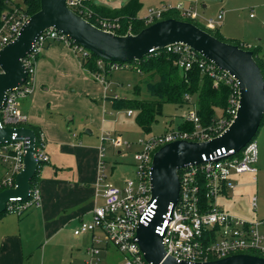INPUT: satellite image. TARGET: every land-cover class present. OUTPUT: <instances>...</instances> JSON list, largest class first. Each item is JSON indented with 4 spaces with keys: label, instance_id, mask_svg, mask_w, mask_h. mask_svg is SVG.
Wrapping results in <instances>:
<instances>
[{
    "label": "built area",
    "instance_id": "obj_1",
    "mask_svg": "<svg viewBox=\"0 0 264 264\" xmlns=\"http://www.w3.org/2000/svg\"><path fill=\"white\" fill-rule=\"evenodd\" d=\"M88 2L89 0H66V6L96 28L116 34L115 30L119 29L117 22L97 20V26L90 22L89 19L93 13L87 7ZM169 9H176L183 18L192 21L196 19L191 8L182 10L180 7L173 8L168 5L158 10H148L147 15L143 18L145 24L151 25L154 20H160L162 13ZM28 19V16L16 9L1 16L0 51L17 38ZM221 19L222 13L217 16L216 20L208 21V24L212 22L214 25L212 31L220 26ZM51 43L70 48L82 58L89 56L87 50L53 28L40 33L32 43L30 52L21 60L27 74L26 79L20 86L5 92L0 108V129H30L26 125L27 117L22 115L19 110L18 102L31 95L37 58L45 46ZM159 50L176 55V65L180 69L187 71L197 67L203 74H207L213 79L215 86L219 83L228 85L232 90L228 100L230 107L228 114L231 118L229 120L219 119L211 127L203 128L196 114V108L192 106L193 109H188L183 121L193 126L190 131L170 129L160 136H150L134 143L124 141L120 136L113 137L109 133L106 134L102 141H109L113 147H136L132 154L136 180H125L122 187L109 183L103 160L104 149L101 148L98 184L103 187L104 202L101 207L93 210L90 221L81 222L73 232L75 236H79L100 230L104 235L103 238L93 235L94 246L88 251L85 264H100V246H112L122 254L123 260L119 264H151L145 261L144 255L139 249L136 234L138 227L140 225L147 226L155 215L156 200L150 203V180L154 154L161 147L173 142L203 143L217 138L230 127L236 117L239 107V83L233 76L219 69L186 45L173 44L164 49H152L149 55L156 54ZM97 66L101 73L94 77L100 82H104L105 74L114 71L133 69L136 73L141 74L132 62L112 63L99 59ZM186 99L189 100V97ZM127 116H132V112L128 111ZM30 130L34 134L33 157L38 162V170L41 165L49 162V156L44 149L43 134ZM29 148L30 137H17L16 133L12 134L11 142L0 144V166L6 169V175L0 184L2 190L16 187L15 178L23 170L24 156ZM201 160L202 163L188 164L178 171V200L175 206L171 203L168 205L166 213L161 216V221L155 227V233L162 237L166 256L178 264L182 262L188 264L210 262L249 252H256L264 258V220L246 221L215 206L216 199L225 189H234V185L229 179L231 175L256 173L254 166L257 161L256 143L251 141L238 152L233 149H217L207 156L202 155ZM29 184L28 198L25 200L21 197L10 198L6 203L5 213L21 217L27 211L41 206L38 185H32L31 181ZM252 202L255 206V198L252 199Z\"/></svg>",
    "mask_w": 264,
    "mask_h": 264
},
{
    "label": "water",
    "instance_id": "obj_2",
    "mask_svg": "<svg viewBox=\"0 0 264 264\" xmlns=\"http://www.w3.org/2000/svg\"><path fill=\"white\" fill-rule=\"evenodd\" d=\"M39 10L29 17L17 38L0 51V108L5 92L20 86L26 79L21 60L30 52L36 37L53 28L73 43L100 60L112 63H130L149 55L152 49H164L183 44L228 72L239 83V107L230 127L219 137L203 143L177 141L161 147L153 156L151 170V199L155 202V215L147 226L140 225L137 239L147 263L178 264L167 257L162 237L155 227L171 203L175 206L179 196L178 171L188 164L202 163L201 156L225 148L240 151L255 138L264 119V78L254 60L253 53L237 45L222 42L192 23L166 19L155 22L138 34L123 36L104 32L66 6V0H39ZM17 137H30V148L23 160V170L15 178V188L0 191V215L5 213L10 198L27 199L30 181L37 172L38 162L33 157L34 134L30 129H0V144ZM179 264H188L185 262ZM194 264H264V258L249 254L231 255L220 260Z\"/></svg>",
    "mask_w": 264,
    "mask_h": 264
},
{
    "label": "crops",
    "instance_id": "obj_3",
    "mask_svg": "<svg viewBox=\"0 0 264 264\" xmlns=\"http://www.w3.org/2000/svg\"><path fill=\"white\" fill-rule=\"evenodd\" d=\"M183 1L185 2H177L176 7L182 10L191 8L197 18V12L194 11L192 4L196 5L200 0ZM230 1L232 0L220 1L217 5V16L222 13V19L215 32L225 41L239 38L232 34V30L238 26L236 14L241 9H236ZM138 2L142 10L143 2L141 0ZM91 3L96 7L109 9L103 0H91ZM205 3L203 9L210 7L208 2ZM145 4L146 12L140 14V10L138 13L141 19L150 9L171 6L169 0H147ZM111 8L118 10L116 7ZM251 15L253 14H250V18H255ZM263 23L264 21H262L264 27ZM247 37L249 38V36L242 38ZM79 58L70 48L59 44H47L37 58L33 91L19 102L21 114L27 117V127L43 134L44 149L49 156V162L42 165L38 177L41 206L27 211L21 217L8 214L0 216V264H85L88 251L94 246L93 235L100 238L104 236L100 230L79 236H75L73 232L81 222L90 221L93 210L101 207L104 202L103 187L98 184V170L101 148L104 146L101 138L105 134L95 137L96 139L90 130H87L85 135L76 134L70 124L73 119L72 116L69 117L71 113L67 116L68 122L63 121L61 114L60 118L56 114V106L51 107L47 95L48 82L54 76L62 77L57 89L72 87L71 92L76 90L77 99L87 98L94 101L102 98L103 90L109 91L110 81H107V77L111 76V73L105 74L104 82H100L83 68ZM113 100L110 101L112 108ZM117 154L121 152L118 151ZM108 169L106 172L109 181L115 169L113 166ZM5 175V167L0 166V184ZM117 187H122V184ZM222 194V197H226L227 189ZM100 249L99 258L102 264L110 246H100ZM122 260L123 255L115 264Z\"/></svg>",
    "mask_w": 264,
    "mask_h": 264
},
{
    "label": "rangeland",
    "instance_id": "obj_4",
    "mask_svg": "<svg viewBox=\"0 0 264 264\" xmlns=\"http://www.w3.org/2000/svg\"><path fill=\"white\" fill-rule=\"evenodd\" d=\"M10 1L11 8L16 9L17 7H22V0ZM103 1L109 6V10H113L114 8L111 7L119 9L122 5L125 6L130 0ZM141 1L144 6L140 14H143L147 9L145 4L147 0ZM169 1L171 6L173 5L172 7H176L177 5L175 4L177 2H185L183 0ZM220 1L225 2V0H200L196 5L192 4L194 5V11L196 10L198 15L193 22L201 30L211 35L216 34L215 31H212L214 25L212 22L208 24V20L206 22L204 19H216L218 12L217 5L220 4ZM205 2H208L207 4L210 7L203 9L202 6L206 5ZM230 2L236 9H241L236 14L238 26L232 30V34L239 38L226 42L229 44L238 43L249 51L259 47L260 53H258V56L264 62V27L262 25V21H264V0H232ZM261 13L263 14L262 16L259 15ZM250 14H253L255 18H250ZM184 20L189 19L184 18ZM244 36H249V38H242ZM142 79L143 77L133 71V69L114 71L111 73V76L107 77V81H110L108 84L109 91L105 92L103 90L102 98L99 97L91 101L87 98L77 99L76 90L75 92H71L72 87L67 86L64 90H58L57 86L61 82L62 77L54 76L48 82L47 95L49 97V103L52 105L51 107L56 106V114L59 118L61 114L63 121L68 122L66 119L68 114L71 113L69 117L72 116L73 119L70 124H72V130L76 134L85 135L87 130H90L95 138L101 137V134L106 135L109 132L113 137L120 136L122 140L134 143L138 140H145L150 136H160L169 129H176L178 124L184 121L188 109H193L190 105L178 107L172 104H165L162 108V113L156 117V122L152 125L150 132H143L135 121L136 114L134 112L132 117H127L126 109L115 110L112 108L110 102L115 97H137L144 101L154 100L149 94L146 84L142 82ZM136 91L138 95H136ZM194 101L195 97L190 100L191 103H194ZM67 107L70 109H67ZM253 141L257 145V161L254 165L256 173L231 175L229 179L234 185V190H227L226 197H222L223 194H220L215 201V206L222 211H226L238 218L251 222L264 220V119ZM103 144V160L105 161L106 171L108 172L110 166H113L115 169L112 178H109V181H107L115 186H120L121 184L123 185L125 180H136V169L132 160V154L136 147L126 148L120 146L116 148L107 140ZM118 151L121 154H117ZM253 198H255V206H253ZM8 215L18 217L15 214L8 213ZM108 251L103 258L102 264H115L122 259V255L114 247L110 246Z\"/></svg>",
    "mask_w": 264,
    "mask_h": 264
},
{
    "label": "trees",
    "instance_id": "obj_5",
    "mask_svg": "<svg viewBox=\"0 0 264 264\" xmlns=\"http://www.w3.org/2000/svg\"><path fill=\"white\" fill-rule=\"evenodd\" d=\"M22 2V7H17L16 10L24 13L28 17L39 10V0H22ZM10 4V0H0V25L1 16L14 9L11 8ZM87 7L93 13L92 17L89 19L92 24L97 26V20L117 22L119 24V29L115 30L116 35L123 36L128 32L135 35L149 26L145 24L144 19L138 17V13L141 10V4L138 0H130L125 6L118 10H105L104 8L96 7L91 3V0L87 3ZM166 19L185 21L176 9H169L163 12L160 20ZM160 20H154L153 23ZM185 22L197 26L192 20H186ZM212 36L227 43L217 32ZM230 44L237 45L243 50H248L238 43ZM251 52L264 78V62L258 56L260 48L257 47ZM79 59L83 68L91 74L97 75L101 73L97 66L99 58L95 57L93 54L89 53L88 57H80ZM176 60V55L166 53L164 50H159L156 54H150L141 60L132 62V64L140 70L143 76L142 82L146 84L148 92L154 100L144 101L137 97L126 100L114 99L112 101L113 109L130 110L132 116L134 112L136 114L135 121L138 127L145 133L150 132L152 125L156 122V117L162 113V108L165 104H172L178 107H183L185 105L194 106L203 128L211 127L219 119L229 120L231 116L228 114L230 110L228 100L232 93L231 88L224 83H219L215 86L213 79L207 74H203L197 67H193L187 71L180 69L176 65ZM136 95H138L137 91ZM186 97H189V100H187ZM193 97H195V101L191 103L190 100H192ZM176 129L190 131L193 129V126L189 123L181 122ZM41 168L42 165L32 178V185H38V177ZM1 190L2 189H0V191ZM4 214L7 213H3L0 216ZM247 254L263 257L256 252H249Z\"/></svg>",
    "mask_w": 264,
    "mask_h": 264
}]
</instances>
